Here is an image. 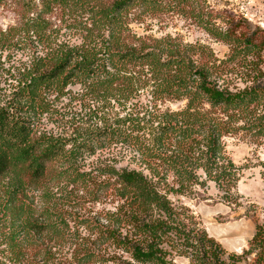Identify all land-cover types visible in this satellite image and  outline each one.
Instances as JSON below:
<instances>
[{
  "label": "trees",
  "instance_id": "trees-1",
  "mask_svg": "<svg viewBox=\"0 0 264 264\" xmlns=\"http://www.w3.org/2000/svg\"><path fill=\"white\" fill-rule=\"evenodd\" d=\"M19 2L17 7L27 17L26 29L0 30V55L17 44H35L36 50L19 70V91L12 105H3L0 97V264H80L92 258L83 240H75L71 220L52 199L56 195L51 186L63 180L78 189L94 190V196L108 189L127 202L125 220L133 236L141 235L142 240L106 233L133 263L171 264L159 246L179 223L172 217L166 193L161 192V178L148 179L141 172L115 171L110 166L95 177L78 167L89 139L77 137L67 149L61 137L33 133L31 118L49 112L46 94L63 96L69 86L79 85L81 97L91 102L87 108L80 104V109L88 110L82 118L97 121L94 137L140 144L141 155L161 152L163 161L170 160L177 168L179 190L189 186L197 169L227 188L234 174L231 163L221 156V140L237 135L243 128L238 123L246 126L252 118L264 133L256 115L260 117L264 110V88L256 85L230 92L219 84L221 64L206 55V48L170 36L135 33L131 25L141 24L145 12L156 8L155 0H39V6ZM54 15L61 22L68 20V30L79 31V42L61 39L60 29L51 23ZM237 26L219 38L233 51L242 46L248 51L264 49V34L238 33ZM170 101H185V106L176 112L163 109ZM22 108L28 114L20 115ZM115 108L124 113L122 117ZM145 135L152 145L141 142ZM171 140L176 146L171 147ZM169 148L176 151L167 157ZM101 176H106L103 181L98 180ZM154 210L165 220L151 221L149 213ZM73 240L71 256L57 257L61 247ZM254 240L264 264V225L256 227ZM198 242L208 245L203 250L205 264H224L213 240L202 235Z\"/></svg>",
  "mask_w": 264,
  "mask_h": 264
},
{
  "label": "rangeland",
  "instance_id": "rangeland-1",
  "mask_svg": "<svg viewBox=\"0 0 264 264\" xmlns=\"http://www.w3.org/2000/svg\"><path fill=\"white\" fill-rule=\"evenodd\" d=\"M18 1H31L39 6V0H0V30L18 26L26 29L24 23L27 17L22 15V8L17 7ZM155 3L156 8L145 12L141 24L131 25L135 33L155 38L170 36L184 44L206 48V55L221 64L219 84L230 92L243 91L256 85L264 88V49L248 51L242 46L233 51L231 45L219 38L236 23L238 33L263 36L264 0H155ZM51 23L60 29L62 40L79 42L76 41L79 31L68 30L65 27L69 25L66 18L61 22L60 16L57 18L54 15ZM35 50V44H28L27 47L17 44L0 55V97L3 105L10 106L17 98L19 70L29 59L31 51ZM46 96L49 112L31 118L33 133L44 132L61 137L67 142V149L77 137L89 139L87 148L82 150V160L78 161L81 170L97 177L100 170L110 166L115 171L126 169L141 172L148 179L154 175L161 178V192L166 193L172 217L179 223L177 230L169 231L162 237L159 246L167 262L205 264L203 250H207L208 245L203 247L198 242L203 235L220 247L219 257L224 264H263L261 250L254 240L256 227L264 225V133L258 131V121L252 118L246 126L239 122L238 126L243 128L238 134L221 140V156L225 162L231 163L234 174V181L229 187H219L214 181L206 179L202 169H197L189 186L179 190L174 176L177 168L170 160L163 161L165 158L161 152H144L141 155L140 144L116 142L115 139L110 141L109 137L103 135L93 136L97 133L94 127L97 121L82 118L88 110L80 109V104L87 108L91 102L88 97H81L79 85L69 86L63 96L56 97L52 93ZM184 106L185 101H170L162 108L176 112ZM114 111H118L121 117L124 114L119 108ZM25 114L28 112L22 108L20 115ZM256 115L259 123L264 125V110L260 117L258 113ZM98 127H101L100 122ZM141 142L152 145L148 135ZM170 144L171 147L176 146L174 140ZM169 150L167 157L176 151L174 148ZM105 177H98V180L103 181ZM157 179L152 180L156 182ZM51 189L56 195L52 198L55 206L71 220L69 228L77 237L75 240L78 243L83 240L87 252L91 253L92 258L80 264H136L130 254L117 248L106 233L113 231L120 239L142 240L141 235L133 236V229L125 220L129 207L124 199L108 189L94 196V190L78 189L65 180L55 183ZM149 215L151 221L165 220L155 210ZM75 240L66 242L57 257H70L73 251L70 244H75Z\"/></svg>",
  "mask_w": 264,
  "mask_h": 264
}]
</instances>
